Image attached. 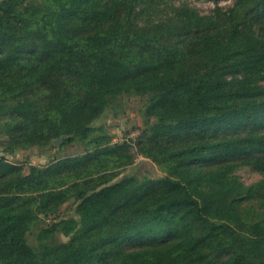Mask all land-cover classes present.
<instances>
[{
  "label": "trees",
  "instance_id": "obj_1",
  "mask_svg": "<svg viewBox=\"0 0 264 264\" xmlns=\"http://www.w3.org/2000/svg\"><path fill=\"white\" fill-rule=\"evenodd\" d=\"M213 1L0 0V264H264V0Z\"/></svg>",
  "mask_w": 264,
  "mask_h": 264
},
{
  "label": "rangeland",
  "instance_id": "obj_2",
  "mask_svg": "<svg viewBox=\"0 0 264 264\" xmlns=\"http://www.w3.org/2000/svg\"><path fill=\"white\" fill-rule=\"evenodd\" d=\"M203 12H209L214 6L215 2L213 0H193ZM220 5H227L232 3V0H218ZM111 100L110 109L103 115V117L98 120L99 124L103 123L107 126L109 132L112 136L113 142L122 141L124 138L135 137L138 133V128L143 125V119L141 116V108L143 106L142 100L139 97H127V96H109ZM117 107V108H116ZM117 113V114H116ZM5 137L4 126L0 124V138ZM63 143V141H62ZM56 145L51 149L44 150H22L18 156L12 154H5L9 160H17L18 158L28 160L24 165L25 171H28L30 166H45L49 164L52 160L53 154L57 153V156H66L71 152L75 151L73 147H67L59 149L62 146ZM4 155L2 148L0 146V156ZM146 158L138 157L136 164L127 168L125 173L129 172H141L148 174H160L161 171L158 166L146 163ZM241 179L246 183H251L261 175L257 173H252L248 168L241 169L239 171ZM119 178V177H118ZM63 209L68 212H73V204L71 202L66 203ZM53 217H49L51 220Z\"/></svg>",
  "mask_w": 264,
  "mask_h": 264
},
{
  "label": "water",
  "instance_id": "obj_3",
  "mask_svg": "<svg viewBox=\"0 0 264 264\" xmlns=\"http://www.w3.org/2000/svg\"><path fill=\"white\" fill-rule=\"evenodd\" d=\"M62 141H63V136H61V137L55 139V140H54V143H55L56 145H60V144L62 143ZM32 166H33V165H32Z\"/></svg>",
  "mask_w": 264,
  "mask_h": 264
}]
</instances>
